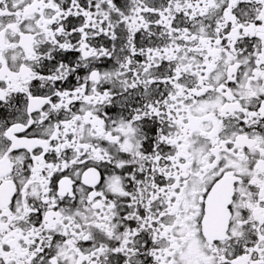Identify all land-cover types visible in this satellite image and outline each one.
Masks as SVG:
<instances>
[{
  "label": "snow or ice",
  "instance_id": "snow-or-ice-1",
  "mask_svg": "<svg viewBox=\"0 0 264 264\" xmlns=\"http://www.w3.org/2000/svg\"><path fill=\"white\" fill-rule=\"evenodd\" d=\"M0 264H264V0H0Z\"/></svg>",
  "mask_w": 264,
  "mask_h": 264
}]
</instances>
